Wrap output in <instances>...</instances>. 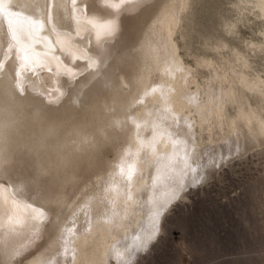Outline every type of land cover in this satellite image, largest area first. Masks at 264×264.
<instances>
[{"label": "bare ground", "instance_id": "6f19581e", "mask_svg": "<svg viewBox=\"0 0 264 264\" xmlns=\"http://www.w3.org/2000/svg\"><path fill=\"white\" fill-rule=\"evenodd\" d=\"M190 1L0 0V264H132L192 175L264 141L248 55L203 82L180 56Z\"/></svg>", "mask_w": 264, "mask_h": 264}, {"label": "rangeland", "instance_id": "374dc122", "mask_svg": "<svg viewBox=\"0 0 264 264\" xmlns=\"http://www.w3.org/2000/svg\"><path fill=\"white\" fill-rule=\"evenodd\" d=\"M190 2L175 37L197 80L209 75L207 65L198 61L211 59L222 66L236 52L247 54L264 76V49L248 47L264 40L260 11L239 0ZM238 85L251 104L264 105L260 94ZM230 106L228 113L235 114L237 106ZM254 143L247 151L226 146L230 154L208 176L192 175L188 187L166 205L156 224L159 232L137 250L132 264H264V141Z\"/></svg>", "mask_w": 264, "mask_h": 264}, {"label": "snow or ice", "instance_id": "6c2138e0", "mask_svg": "<svg viewBox=\"0 0 264 264\" xmlns=\"http://www.w3.org/2000/svg\"><path fill=\"white\" fill-rule=\"evenodd\" d=\"M114 30V26H109V31H113Z\"/></svg>", "mask_w": 264, "mask_h": 264}, {"label": "clouds", "instance_id": "9594fccd", "mask_svg": "<svg viewBox=\"0 0 264 264\" xmlns=\"http://www.w3.org/2000/svg\"><path fill=\"white\" fill-rule=\"evenodd\" d=\"M41 119H44V117H43V115H41V117H40Z\"/></svg>", "mask_w": 264, "mask_h": 264}]
</instances>
